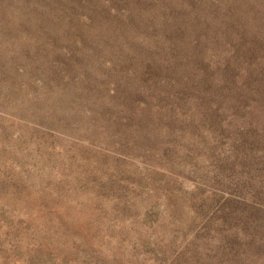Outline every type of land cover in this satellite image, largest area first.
I'll return each mask as SVG.
<instances>
[{"label": "rangeland", "instance_id": "1", "mask_svg": "<svg viewBox=\"0 0 264 264\" xmlns=\"http://www.w3.org/2000/svg\"><path fill=\"white\" fill-rule=\"evenodd\" d=\"M0 264H264V0H0Z\"/></svg>", "mask_w": 264, "mask_h": 264}]
</instances>
